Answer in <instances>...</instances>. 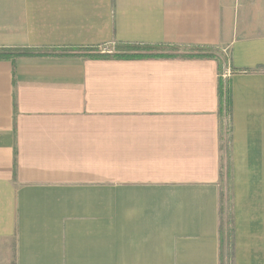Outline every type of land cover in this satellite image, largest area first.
<instances>
[{
  "label": "crops",
  "instance_id": "obj_1",
  "mask_svg": "<svg viewBox=\"0 0 264 264\" xmlns=\"http://www.w3.org/2000/svg\"><path fill=\"white\" fill-rule=\"evenodd\" d=\"M117 42L215 46L243 70L232 264H264V0H0V47ZM218 76L212 59L0 60V264H219Z\"/></svg>",
  "mask_w": 264,
  "mask_h": 264
},
{
  "label": "trees",
  "instance_id": "obj_2",
  "mask_svg": "<svg viewBox=\"0 0 264 264\" xmlns=\"http://www.w3.org/2000/svg\"><path fill=\"white\" fill-rule=\"evenodd\" d=\"M117 50L101 52L99 47H0V60L23 56H71L84 60H151V59H212L218 65V115H219V264H232L234 251L233 218V162H232V113L233 98L231 79L223 76L228 67L231 73L242 72L229 66L228 54L215 46H180L176 44H149L117 42ZM222 50V51H221ZM223 65H226L223 68ZM17 153L15 151L16 178Z\"/></svg>",
  "mask_w": 264,
  "mask_h": 264
},
{
  "label": "rangeland",
  "instance_id": "obj_3",
  "mask_svg": "<svg viewBox=\"0 0 264 264\" xmlns=\"http://www.w3.org/2000/svg\"><path fill=\"white\" fill-rule=\"evenodd\" d=\"M117 45L116 44H113V45H110V46H104V47H101L99 48L101 52H112V51H115L117 50ZM222 51V50H221ZM224 54H227L224 50L222 51ZM227 65V66H226ZM226 65H223V68H225V70H223V76L225 77V72H226V69H228V63ZM228 78V76H226Z\"/></svg>",
  "mask_w": 264,
  "mask_h": 264
},
{
  "label": "built area",
  "instance_id": "obj_4",
  "mask_svg": "<svg viewBox=\"0 0 264 264\" xmlns=\"http://www.w3.org/2000/svg\"><path fill=\"white\" fill-rule=\"evenodd\" d=\"M230 75H231V70H230V68L228 67V69H226V72H225V77H226V76L230 77Z\"/></svg>",
  "mask_w": 264,
  "mask_h": 264
}]
</instances>
